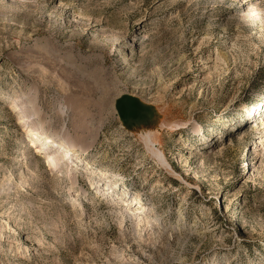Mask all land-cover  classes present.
<instances>
[{
    "label": "rangeland",
    "instance_id": "1",
    "mask_svg": "<svg viewBox=\"0 0 264 264\" xmlns=\"http://www.w3.org/2000/svg\"><path fill=\"white\" fill-rule=\"evenodd\" d=\"M0 264H264V0H0Z\"/></svg>",
    "mask_w": 264,
    "mask_h": 264
},
{
    "label": "bare ground",
    "instance_id": "2",
    "mask_svg": "<svg viewBox=\"0 0 264 264\" xmlns=\"http://www.w3.org/2000/svg\"><path fill=\"white\" fill-rule=\"evenodd\" d=\"M146 38H148V37L146 36ZM66 73H67L68 82H70L69 89H70L71 93L69 96L72 97L71 103H72V105L75 106L74 111L76 112V110H80L81 113L90 112L93 107L97 106L96 102L94 101V97L99 92L98 89L103 88V85H104V83L102 82V79H100L99 74H97L95 72L96 74L90 73L89 76L88 75L86 76L80 72H77V71L74 72L71 70H69ZM103 89H105V88H103ZM103 89H101V90H103ZM114 96H116V94ZM113 99H114L113 101L115 102V105L117 106V103H118L117 97L116 98L114 97ZM111 100H112V98L111 99L103 98L101 103L103 105H105V104L109 105L112 102ZM16 103L18 104L17 106H20L21 108H23V104H22L23 100L21 98L17 99ZM80 111H79V113H80ZM26 125H27V123H26ZM28 128H30V131L33 132V134H37L39 132L41 133V128H40V125H38V124H36L35 127L31 128V126H29ZM41 144H42L41 149L46 148V149H50V150L54 151V153H53L54 156L52 159L53 161L56 158H62L63 159L62 162H64L65 160L68 161L70 159V158H68V157H70V155L68 154V152L66 150V149H68L67 145L60 144L57 146L54 143V141H52L48 137H46L45 139H41ZM22 153L25 154V151ZM80 155L81 154H77L74 151V155H73L72 160H74L76 157L77 158L81 157ZM248 156H249V153H248ZM65 158H68V159H65ZM44 159H46V160H44V162L48 164L49 161L47 159H49V158L44 156ZM48 167L50 170L54 171V168H52L51 165H48ZM119 188H121V187H119Z\"/></svg>",
    "mask_w": 264,
    "mask_h": 264
}]
</instances>
